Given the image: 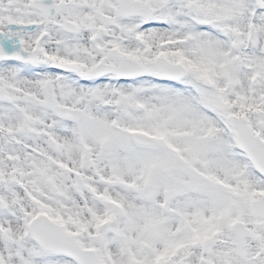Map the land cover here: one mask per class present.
Here are the masks:
<instances>
[{
	"label": "snow or ice",
	"instance_id": "snow-or-ice-1",
	"mask_svg": "<svg viewBox=\"0 0 264 264\" xmlns=\"http://www.w3.org/2000/svg\"><path fill=\"white\" fill-rule=\"evenodd\" d=\"M0 264H264V0H0Z\"/></svg>",
	"mask_w": 264,
	"mask_h": 264
}]
</instances>
